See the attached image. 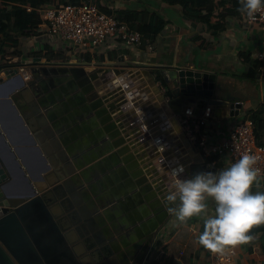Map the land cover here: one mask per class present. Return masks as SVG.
Wrapping results in <instances>:
<instances>
[{
	"label": "crops",
	"instance_id": "crops-1",
	"mask_svg": "<svg viewBox=\"0 0 264 264\" xmlns=\"http://www.w3.org/2000/svg\"><path fill=\"white\" fill-rule=\"evenodd\" d=\"M82 1L97 3L117 17L136 13L132 20L136 25L149 22V13H155L164 20V27L154 36L146 37L149 44L140 47L125 46L113 38L95 50H84L66 41L58 45L60 40L44 33L41 10L45 6L39 8L42 23L37 32L21 37L19 46L0 54V70L17 67L26 82L15 92L11 91L17 85L15 80L0 82V128L37 188L49 187L59 178L58 172L70 169L68 156L77 173L87 169L89 178L86 182V177L76 176L75 171L72 175L75 179L65 186L66 191L73 192L67 196L80 215L88 217L90 209L105 213V208L110 207L117 214V222L122 217L129 226L130 221H144L145 226L139 232L156 233L144 264L163 258H169L172 264H209L215 251L205 248L197 239L203 230V217L193 216L179 222L167 211L165 196L173 188L172 169L182 159L188 169L187 173H181L184 177L190 176L192 165L205 160L217 169L233 161L226 154L207 156L194 146L180 119L186 115L205 119L207 124L202 129L215 141L228 138L239 120L247 119L251 111L264 105V76L259 75L255 64L262 49L263 26L247 23L241 0H203L200 13L204 19L185 14L182 5L173 0ZM229 7L237 8V14H230L226 9ZM196 34L206 39V47L199 46ZM155 65L193 67L216 74L220 93L243 102L240 115L221 120L229 112L228 106L212 105L199 110L195 102L182 95H171L157 78L160 69ZM69 80L77 88L58 97V93L65 92L63 85ZM124 84L129 85L128 90ZM137 89L139 95L130 98L129 91ZM127 100L131 106L123 109ZM146 103L154 109L152 117L143 116ZM38 106L56 131L65 161L56 152L55 137L41 131L38 122L34 124ZM171 121L178 132L167 124ZM163 124L162 135L168 139L160 145L156 135ZM43 147L47 151L46 161ZM94 151L104 155L90 162ZM83 155L89 162L80 169L78 162ZM105 156L109 159L100 162ZM41 175L47 176L37 178ZM81 181L83 185L77 186ZM20 184L19 187L23 185ZM252 190L264 191V174L258 175ZM214 210L215 202L209 198L205 214H213ZM108 224L114 229L111 222ZM251 236V240L237 244L235 264H264V233ZM136 239L134 236L133 241Z\"/></svg>",
	"mask_w": 264,
	"mask_h": 264
},
{
	"label": "water",
	"instance_id": "water-1",
	"mask_svg": "<svg viewBox=\"0 0 264 264\" xmlns=\"http://www.w3.org/2000/svg\"><path fill=\"white\" fill-rule=\"evenodd\" d=\"M154 67L160 69L159 73L164 80L166 89L171 95L176 97L182 95L183 98L195 102L199 110H206L208 106L212 105L228 106L229 112L221 120L240 115L243 102L235 100L227 93L223 95L220 93L216 74L193 67L177 68L175 66L160 67L159 65H155ZM5 80H15L17 82V85L11 90L14 92L17 87L23 88L26 85L18 68L13 66L0 70V82ZM130 83L133 84V81ZM67 85L69 88L66 87ZM63 87L65 88V92L58 93V97H61L60 95L63 93H68L69 89L77 88L73 84V81L66 83ZM123 87L125 90L129 89L128 84H124ZM136 95H139L138 89L129 91L130 98L134 99ZM97 103L95 102V104ZM129 106L131 105L129 100H127L122 108H128ZM137 106L139 107L140 105L137 104ZM144 110L146 111V114H143L145 118L152 117L153 107L146 103ZM48 114L50 116L49 112ZM35 116L36 121L34 124L38 122L37 125L41 126V131H45L46 135L48 133L52 137H55L56 152L63 155L62 157L64 158L62 160L65 161L64 150H61V145L58 143L56 131L49 126L48 120L41 112L40 106L35 108ZM160 116L163 117L164 115H158L157 117L160 118ZM159 128V133L155 135L157 143L161 145L168 138L162 135L165 124ZM140 139L143 140V137ZM39 152L41 153L40 150ZM44 155L47 156L45 147H43V157H45ZM90 155L93 154L89 153ZM95 155L97 153L94 151L93 157L86 156L91 159V162L97 157L104 155V153ZM84 156L81 162L76 161L81 163L80 169L89 162ZM72 157H75V155H72ZM108 159L109 157L105 156L100 162H106ZM160 159H158L159 162ZM181 164L184 166L183 172L187 173L188 169L185 167L184 159H182ZM67 165L70 166V169L67 168L64 173L58 172L59 178L50 183L49 187L43 189L37 188V185H35L27 169L19 161L14 153V149L9 145L0 128V264H84L82 261L85 255L88 256L87 250L89 248L92 249L95 245L84 244L87 230L85 232L81 230V227L85 224L82 223V220L87 222L88 219L91 221L92 226H95L94 214L107 215L111 208H105V213L103 214L98 210L93 211L90 209L87 212L88 217L80 215L79 211L73 209V205L69 201L70 198L67 196V194L73 195V192L71 190L66 191L65 186L67 187L69 181L71 182L75 179V177L72 178V175L75 171L77 173L78 170L73 168L68 156ZM202 170L216 171L218 169L205 160L192 165L190 175ZM82 174L86 177V182H89L87 169L78 172L76 176ZM46 176L41 175L37 178H44ZM20 183H23L21 187H19ZM170 183L169 186L172 184ZM82 185L83 182L77 184L79 187ZM125 221L126 218L124 217L119 220L121 228L129 229L130 227L134 231V229H142L145 226L144 221H139L138 223L130 221V226L125 224ZM149 222L152 224L153 219H150ZM104 236L103 234V240ZM122 245L125 246L124 244H115L116 248L120 249L119 254L124 258L125 253L121 250L122 247L120 248ZM105 249H108L110 253L114 252L111 244H105L101 249L102 253ZM147 250L143 252L140 260L134 259L131 262L122 259L117 264H144ZM105 254L108 255L109 253L105 252ZM99 264L107 263L101 257Z\"/></svg>",
	"mask_w": 264,
	"mask_h": 264
},
{
	"label": "clouds",
	"instance_id": "clouds-1",
	"mask_svg": "<svg viewBox=\"0 0 264 264\" xmlns=\"http://www.w3.org/2000/svg\"><path fill=\"white\" fill-rule=\"evenodd\" d=\"M264 8V0H241V11L249 17ZM179 131L173 121L167 122ZM258 157L245 152L228 166L216 171L202 170L184 177L182 164L172 169L173 188L167 192V211L179 222L203 217L198 242L211 251L252 239L249 230L264 223V191H253L259 169ZM215 202L213 214H205L207 200Z\"/></svg>",
	"mask_w": 264,
	"mask_h": 264
},
{
	"label": "built area",
	"instance_id": "built-area-1",
	"mask_svg": "<svg viewBox=\"0 0 264 264\" xmlns=\"http://www.w3.org/2000/svg\"><path fill=\"white\" fill-rule=\"evenodd\" d=\"M43 32L56 40L66 41L84 50H95L108 39H118L125 46L140 47L149 44L148 38L115 14L102 10L97 3L83 1L62 5H46L42 8ZM249 25L262 24V49L257 55L258 73L264 76V8L253 16L247 15ZM182 127L194 146L207 156L228 155L232 161L241 154L251 152L258 157L255 167L264 174V144L257 140L253 120L241 119L231 129L228 138L210 140V134L202 128L205 119L186 115L180 119ZM238 245H227L215 251L209 264H235Z\"/></svg>",
	"mask_w": 264,
	"mask_h": 264
},
{
	"label": "trees",
	"instance_id": "trees-1",
	"mask_svg": "<svg viewBox=\"0 0 264 264\" xmlns=\"http://www.w3.org/2000/svg\"><path fill=\"white\" fill-rule=\"evenodd\" d=\"M226 1V0H225ZM82 0H0V54L5 55L9 52V48L17 47L20 44V38L30 36L37 32L39 25L42 23V18L39 12V8L46 5H62L66 3H80ZM174 3L180 4L183 7L185 14L194 18H203L200 11L203 5V0H173ZM27 6H31L32 9L28 10ZM11 7V8H10ZM230 14L238 12L237 8H226ZM149 13V12H148ZM134 13L133 16H135ZM150 20L136 25L132 20L133 16L119 15L122 20L129 22L131 27L143 32L144 39L146 37L154 36L159 33L164 27V20L161 16L155 13H149ZM142 15V14H141ZM134 21V20H133ZM196 42L199 46L204 47L206 45V39L201 35L196 34ZM205 44V45H204ZM206 47V46H205ZM19 54V52H17ZM259 61L256 60V71L258 72ZM157 78L160 79L163 84L164 80L157 71ZM247 118L253 120L255 133L257 140L260 144H264V105L251 111ZM213 159L216 156L212 157ZM220 165V162H217ZM250 234H263L264 223L253 225L249 230ZM151 264H172L169 258H163L161 260H155Z\"/></svg>",
	"mask_w": 264,
	"mask_h": 264
},
{
	"label": "flooded vegetation",
	"instance_id": "flooded-vegetation-1",
	"mask_svg": "<svg viewBox=\"0 0 264 264\" xmlns=\"http://www.w3.org/2000/svg\"><path fill=\"white\" fill-rule=\"evenodd\" d=\"M68 82L71 83L70 80ZM66 87L69 86L67 85ZM96 215V218H94L95 226H92L91 221L88 219L87 222L82 221V223L85 224L81 227V230L83 232L87 230L84 244L95 245L92 249L89 248L87 250L88 256L85 255L82 261L84 264H99L101 257L105 259L107 264H117V262L122 259L131 262H133L134 259L140 260L143 252L149 248L153 238L156 236V233L150 235L142 231L139 232L138 229H134L133 231L130 228H121L120 222L116 220L117 214L111 212V210L108 211L107 215ZM109 222L112 223L114 229L110 228ZM103 234L105 235L104 240L102 239ZM134 236L137 237V239L133 241ZM105 238L107 239L105 240ZM105 244H111L114 252L110 253L108 249H105L102 253L101 249ZM115 244L125 245L120 246V248L122 247L121 250L125 253L124 258L119 254L120 249H117ZM105 252L109 254L106 255Z\"/></svg>",
	"mask_w": 264,
	"mask_h": 264
},
{
	"label": "rangeland",
	"instance_id": "rangeland-1",
	"mask_svg": "<svg viewBox=\"0 0 264 264\" xmlns=\"http://www.w3.org/2000/svg\"><path fill=\"white\" fill-rule=\"evenodd\" d=\"M64 43L62 42V41H59L58 42V45H63ZM10 50V49H9ZM7 54V53H6ZM12 57H7V60H12L11 59ZM7 63H9L8 61H7ZM55 63V62H54ZM12 65V64H11ZM7 67H12V66H7ZM38 74V73H37Z\"/></svg>",
	"mask_w": 264,
	"mask_h": 264
}]
</instances>
